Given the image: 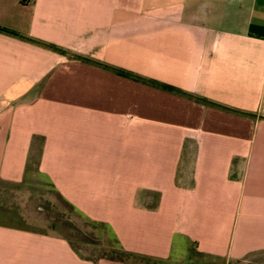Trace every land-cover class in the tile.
Segmentation results:
<instances>
[{"label": "crops", "instance_id": "1", "mask_svg": "<svg viewBox=\"0 0 264 264\" xmlns=\"http://www.w3.org/2000/svg\"><path fill=\"white\" fill-rule=\"evenodd\" d=\"M0 28V189L39 146L128 253L264 252V0H0ZM6 220L0 264H130Z\"/></svg>", "mask_w": 264, "mask_h": 264}, {"label": "rangeland", "instance_id": "2", "mask_svg": "<svg viewBox=\"0 0 264 264\" xmlns=\"http://www.w3.org/2000/svg\"><path fill=\"white\" fill-rule=\"evenodd\" d=\"M38 147L29 167L31 171L27 181L24 184L1 186L0 216L7 218V222L63 236L83 257L95 261H122L130 264H264V252L238 261L205 256L195 250L187 257L176 260L124 255L107 228L93 227L57 193L39 181L34 166V162L38 161Z\"/></svg>", "mask_w": 264, "mask_h": 264}, {"label": "trees", "instance_id": "3", "mask_svg": "<svg viewBox=\"0 0 264 264\" xmlns=\"http://www.w3.org/2000/svg\"><path fill=\"white\" fill-rule=\"evenodd\" d=\"M0 31H3V32H8L4 29H1L0 28ZM52 49L54 50H57V51H61L60 49L56 48V47H51ZM89 224H91L93 227L95 228H107V226L101 222H96V221H93V220H90L89 218H84ZM123 253L124 255L126 256H135L134 254H131V253H128L126 251L123 250Z\"/></svg>", "mask_w": 264, "mask_h": 264}]
</instances>
